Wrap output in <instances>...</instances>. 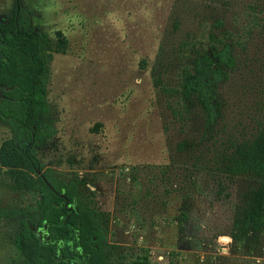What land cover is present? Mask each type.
I'll list each match as a JSON object with an SVG mask.
<instances>
[{
    "label": "rangeland",
    "instance_id": "obj_1",
    "mask_svg": "<svg viewBox=\"0 0 264 264\" xmlns=\"http://www.w3.org/2000/svg\"><path fill=\"white\" fill-rule=\"evenodd\" d=\"M18 3L19 27L50 40L47 101L56 134L33 152L62 181L82 182L112 263L264 264V229L252 231L244 217L258 181L212 162L264 124V0ZM13 8L14 0H0V22ZM211 34L232 46L234 66L220 83V118L204 135L197 110L163 88H176ZM11 139L0 123V264H30L7 214L36 221L40 197L14 188L21 171Z\"/></svg>",
    "mask_w": 264,
    "mask_h": 264
},
{
    "label": "trees",
    "instance_id": "obj_2",
    "mask_svg": "<svg viewBox=\"0 0 264 264\" xmlns=\"http://www.w3.org/2000/svg\"><path fill=\"white\" fill-rule=\"evenodd\" d=\"M17 3L14 0L12 17L0 22V123L10 130L17 161L13 167L21 171L14 188L36 192L40 206L36 221L20 211H8L7 216L17 220L19 227L14 245L30 264H113L101 215L81 191L82 182L62 181L33 152L56 134L49 121L47 101L46 53L50 40L44 33L19 27ZM215 25L220 27L221 21ZM210 40L209 49L196 53L182 70L176 88H163L177 96L188 110H197L204 135L220 118V83L226 79V70L234 66L232 46L213 34ZM185 146L186 142L179 144L181 150ZM212 162L226 175L258 181L244 217L252 231L264 229V124L252 140L236 144ZM45 232L46 237L41 239Z\"/></svg>",
    "mask_w": 264,
    "mask_h": 264
},
{
    "label": "flooded vegetation",
    "instance_id": "obj_3",
    "mask_svg": "<svg viewBox=\"0 0 264 264\" xmlns=\"http://www.w3.org/2000/svg\"><path fill=\"white\" fill-rule=\"evenodd\" d=\"M14 9V8H13ZM17 10H18V12L20 11L19 10V3H17ZM12 14H13V12H12ZM18 20H19V18H18ZM36 232L38 233L39 232V230L38 229H36ZM46 232H45V235L44 236H42V235H40V238L42 239L43 237H46Z\"/></svg>",
    "mask_w": 264,
    "mask_h": 264
},
{
    "label": "water",
    "instance_id": "obj_4",
    "mask_svg": "<svg viewBox=\"0 0 264 264\" xmlns=\"http://www.w3.org/2000/svg\"><path fill=\"white\" fill-rule=\"evenodd\" d=\"M37 174H38V175H40L42 179H44V178L42 177V175H41V173H40V172H37Z\"/></svg>",
    "mask_w": 264,
    "mask_h": 264
}]
</instances>
